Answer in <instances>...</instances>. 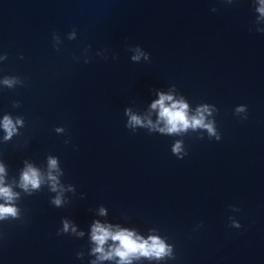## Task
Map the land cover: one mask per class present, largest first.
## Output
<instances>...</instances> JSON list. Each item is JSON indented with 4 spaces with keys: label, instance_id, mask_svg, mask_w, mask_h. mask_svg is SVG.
I'll list each match as a JSON object with an SVG mask.
<instances>
[{
    "label": "water",
    "instance_id": "water-1",
    "mask_svg": "<svg viewBox=\"0 0 264 264\" xmlns=\"http://www.w3.org/2000/svg\"><path fill=\"white\" fill-rule=\"evenodd\" d=\"M260 7L0 0V186L15 194L0 204L17 209L0 219V264H121L94 251L97 222L166 246L125 264H264ZM161 94L189 119L207 108L214 134L161 132ZM29 167L37 188L21 186Z\"/></svg>",
    "mask_w": 264,
    "mask_h": 264
},
{
    "label": "clouds",
    "instance_id": "clouds-1",
    "mask_svg": "<svg viewBox=\"0 0 264 264\" xmlns=\"http://www.w3.org/2000/svg\"><path fill=\"white\" fill-rule=\"evenodd\" d=\"M261 7L258 9L261 14H264V0H260ZM133 59H139V57H133ZM6 84L11 85L12 81H5ZM172 100L171 96H165L161 94L160 100L156 101L152 107L160 109V119L166 122L167 127L160 129L161 132L167 131L169 133L176 132L179 130L187 129L189 126L196 127H205L209 130L210 133L215 132L211 124L204 123L203 111H207V108L203 109L199 116H193L189 119L187 115V105L183 102H175L170 107L165 105V101ZM243 109H238L242 111ZM19 122V121H18ZM131 122L133 124H141L142 121L136 117H131ZM151 121H149V124ZM3 127L8 132V137H11L15 131L13 121L9 117H5L3 121ZM174 151H180V145L177 144ZM50 166L52 168L56 167V161L51 160ZM4 169L0 166V173H3ZM55 180V177H51ZM39 177L35 169L29 167L27 171L23 173L22 184L21 186L25 189L28 185H31L33 188L39 187ZM55 190V189H53ZM15 194L11 191L10 188L0 186V197L4 198L6 202H10L14 199ZM55 203L60 204V200L56 199ZM17 215V209L12 206L10 203L0 204V219H3L7 216L15 217ZM239 225H237L238 227ZM68 225L65 223V229ZM92 239L96 242L98 247L94 250L95 252L101 253V259L111 258L113 255L119 256L121 258V264L128 262L131 256L143 255V256H155L157 258L166 254V246L158 237H150L149 240L145 241L142 238L135 237L132 232L127 230L117 231L113 233L109 228L104 227L103 225L97 224L93 228ZM108 239L113 241H118L119 244L116 247H113L111 252L104 253V244Z\"/></svg>",
    "mask_w": 264,
    "mask_h": 264
}]
</instances>
